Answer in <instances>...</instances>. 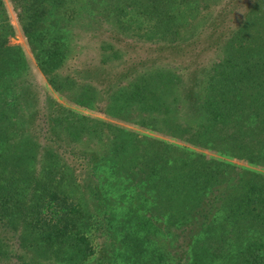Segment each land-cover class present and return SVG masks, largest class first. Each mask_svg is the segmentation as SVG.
I'll list each match as a JSON object with an SVG mask.
<instances>
[{"label": "trees", "instance_id": "16d2710c", "mask_svg": "<svg viewBox=\"0 0 264 264\" xmlns=\"http://www.w3.org/2000/svg\"><path fill=\"white\" fill-rule=\"evenodd\" d=\"M12 2L0 264H264V0Z\"/></svg>", "mask_w": 264, "mask_h": 264}, {"label": "rangeland", "instance_id": "374dc122", "mask_svg": "<svg viewBox=\"0 0 264 264\" xmlns=\"http://www.w3.org/2000/svg\"><path fill=\"white\" fill-rule=\"evenodd\" d=\"M4 3H5L4 6H5V9H6V14H7L8 20H9V22L11 24L12 29H13V36L9 38V42H10V44H17V45L21 46L22 49L25 50V53H26V55L28 56V58L30 60V64H31V67H32V70H33L34 77H35L36 81L38 82V84L40 86L42 94L44 96L51 95L52 98H54L55 100L61 102L62 104H64L68 108H71L72 110H76L77 112H79L81 114H84V115L88 114L90 116H95V117H99V118H105V116H104V114L102 112V110L104 109L105 102L100 103L99 107L94 109V110H91V109L85 110V109H81L79 107H76L74 105H70L69 103H67V101L65 99H63V97L61 95L55 93L52 90V87L48 83L46 77L43 75V73L37 67L35 59H34V56H33V53L31 51V49H29V47H28V45L26 43V40H25V38H24V36L22 34L20 23H19V21H18V19L16 17V11L14 10V7H13L14 4H13L12 0H4ZM82 38H83V36H81V35H78V37H77L78 40H80ZM89 45L90 44H88V43H84V46H83L84 49L83 48H81V49H83V51L85 52V50L89 49V47H88ZM81 49H79V50H81ZM79 50H78V52L76 54L79 53ZM90 53H92V52H89L87 55L91 56ZM110 121L119 123L121 125H125L126 127H129L131 129L137 130V131H139L142 134L151 135L153 137H156V138H159V139H163L166 142L170 141L167 138L155 135V134H153V132H150L148 130H144L142 128L134 126L133 124L123 123V122H119L118 120H113V119L110 120ZM176 144L182 146V144H179V143H176ZM197 150L202 151L204 154H206L209 157L221 158V159L229 161V162H231L233 164H236L239 167L250 168V169L255 170V172H259V173L264 175V169L255 167L254 165H251V164H249L247 162L236 160V159H232V158H229V157L220 156L219 154H217L215 152H212L210 150H203V149H197ZM101 240H102V238H100V241Z\"/></svg>", "mask_w": 264, "mask_h": 264}]
</instances>
